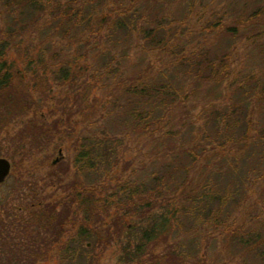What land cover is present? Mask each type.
<instances>
[{
	"label": "trees",
	"instance_id": "obj_1",
	"mask_svg": "<svg viewBox=\"0 0 264 264\" xmlns=\"http://www.w3.org/2000/svg\"><path fill=\"white\" fill-rule=\"evenodd\" d=\"M163 1L186 7L187 14L180 21L166 18L161 0H0L1 121L9 123L11 117L19 120L30 113L24 123L26 136L34 137L35 153L58 139L70 140L75 171L71 180H60L65 200L44 202L33 191L29 205L19 204L7 220L0 216V245L16 249L12 257L0 258V264H9L13 257L26 260L24 264L45 260L53 246L68 261L76 253L71 235L62 240L70 225L79 237H95L106 247L118 242L121 263L204 264L200 242L207 249L223 244L230 251L238 235L240 252L224 251L223 258H229L224 264L233 259L244 264L248 252L264 260V220L259 216L254 226L222 211L226 199L203 174L215 146L204 145L199 155L189 146L203 121L207 125L210 118L217 120L219 112L209 96H217L230 72L229 49L213 54V44L207 42L225 32L236 34L238 28L223 26L216 15L206 25L205 31L211 32L201 31L202 24L196 35L185 24L197 13L196 0ZM257 21L264 31V4L240 19L242 32L248 25L260 30ZM186 35L196 40L192 48ZM34 41L38 43L31 46ZM15 52L16 59L11 57ZM54 92L57 102L52 101ZM198 107L201 112L194 116L192 110ZM112 120L122 134L104 131ZM249 132L247 128L243 137L228 138V146L242 148ZM122 136L135 148L132 161L118 159L115 142ZM217 147L224 149L225 144ZM175 148L190 158L189 166L182 168L179 159L180 168L170 165L163 175H136L142 172L139 166H153L161 154L172 156ZM221 154L232 162L238 159ZM195 164L200 177L193 181L189 171ZM171 166L183 169L181 181H165V175L177 172ZM127 170L131 172L126 181L119 182ZM10 201L1 210L11 211ZM240 206L237 203L233 213ZM18 224L22 237L11 232ZM32 225L36 231L27 230ZM185 243H192L194 250L183 251Z\"/></svg>",
	"mask_w": 264,
	"mask_h": 264
},
{
	"label": "rangeland",
	"instance_id": "obj_2",
	"mask_svg": "<svg viewBox=\"0 0 264 264\" xmlns=\"http://www.w3.org/2000/svg\"><path fill=\"white\" fill-rule=\"evenodd\" d=\"M161 2L166 7V18L180 21L187 14L188 10L186 7L169 6L165 4V1L161 0ZM146 3L149 7L153 4L151 1ZM263 4L264 0H196L195 10L197 13L185 22L186 27H189L196 35H200L197 34L196 30L200 31L202 24L204 27L203 29L201 28V31L203 30L206 35L208 32L210 33L211 30L209 29L205 31L207 29L206 25L213 22L211 19L216 17V15L222 17L223 26L232 27V25H235V28H238L236 29V34L227 35V32H225L222 36H216L211 43L207 42V44H213V54L220 49H229L228 62L230 64V72L227 79L221 84L217 96H209L210 104H214V107L218 110L217 112H219L217 120L214 122L215 117L210 118L207 125H203V121V124H200L202 129L198 128L199 132L195 135L194 141H190L189 146L195 151L196 155H199L200 150L208 143H210L209 148L215 146L212 153L208 155L212 162L208 165L213 166V168L208 166V168L204 169V177L209 178L212 186H214V191H217L220 197L226 199L223 206L224 210L222 211L234 215L238 222H251V225L254 226H257L254 224V219L260 216L261 220H264V31H262L258 21L255 25L261 28L260 30L248 25L242 32L243 26L239 24L240 19L245 18L247 14H252L261 8ZM152 11L155 12V10ZM214 13H216L215 16H213ZM262 18H259V20L263 21ZM3 24L4 21L2 19V23L0 20V26H3ZM187 33L185 31V34ZM185 39L188 45H191V48L196 43L193 35H186ZM31 40L32 37L24 43L29 44ZM37 43L34 41L31 46ZM11 57L16 59L17 53H12ZM56 95L57 93L54 92L53 102L58 101ZM59 100L63 102V97L61 96ZM63 104L65 103L63 102ZM200 112L201 107L194 109V111L192 110L194 116ZM45 115L48 116L47 114ZM30 117V113L19 120L11 117L9 123H5L4 120L1 121L0 118V157L6 158L11 164L9 176L0 185V216L3 220H7L10 215L14 214L13 211L19 204H23V208L29 205L33 199L31 194L33 191L38 193L36 198L44 202L51 201L57 204L65 200L63 192L65 188H63L60 180L63 183L71 180L75 172L72 164L74 149L70 140L58 139L50 146H47V148L38 150L35 153L36 147H33L35 143L34 137L31 138V134L26 136L27 130L24 123ZM247 128L250 129L249 139L242 143V148L228 146L226 142L228 138L237 140L243 137ZM117 129V123L112 120L106 123L104 131H115L118 134H122L121 130ZM122 137L119 138L120 143L119 141L118 143L115 142V151H117L118 159L120 162L128 159L132 161L135 155L133 152L135 148L131 139L126 136ZM163 143H166V141ZM219 144H225L224 149L218 148L217 145ZM152 150V144L147 146L150 157L152 156ZM236 150H238L237 153H235ZM221 152L227 153L226 155L229 156L235 154L238 159L232 162L225 155L223 156ZM160 156L161 158L156 160L153 166L152 163L139 166L143 167L141 169L142 172H138L136 175L141 177L142 175L145 177L146 175L150 177L163 175L166 171L165 169H168L170 165L179 164L180 168L179 159L181 160L182 168L190 165V158L179 148H175L172 156L167 154H161ZM211 156H214L213 158L215 159H212ZM175 160L178 161L175 162ZM199 160L200 158H198L197 162H204V159ZM225 162L227 165H225ZM172 166L170 170L177 172L174 176L165 175V181H168V179L175 182L181 181L183 169L178 170V167ZM130 172L131 170L124 171L123 175L118 177V181L125 182ZM189 172L193 181L200 177L199 168L196 167V164L195 168L190 167ZM48 173L53 177L49 178ZM55 175L60 176V179H55ZM109 182V180L105 182L106 191L108 192L111 190ZM149 185L150 181L148 180V187ZM149 189L146 188L148 191ZM8 200H11V211L6 208L1 210L3 204H7ZM237 203H241L240 207L242 209L238 208V213L235 214L233 211H235L234 207ZM247 213L251 215V219ZM221 215L223 216L222 213ZM78 220L79 217H76L75 221L77 222ZM19 228L20 225L18 224L11 228V232L21 234L23 231ZM33 229H35L34 225L27 228L29 231ZM68 235H71L70 245H73L72 247L76 249V253L68 261L62 259L65 253L60 252L57 246H53L45 260L36 261L33 264H128L123 261L122 263L120 262L119 243L116 241L111 242L106 247L105 243L96 242L95 237L90 239L85 236L79 237L77 228L74 225L68 227L67 234L62 240L68 239L66 238ZM22 236L21 234L20 237ZM240 236H235L232 239L229 245L231 252L227 251L223 244H221V247L211 250V248L207 249L206 245L200 242L201 248L198 251H204V264H224L229 260V258H223L226 251L231 253V255L239 253L241 248L239 244ZM262 236H264V231ZM190 245L185 243L183 251L190 248L194 250L192 243ZM16 246L18 253L20 255L24 254V248ZM15 251L16 249L12 245H0V258H6L7 255L12 257L13 254L11 255V253H15ZM8 261L10 262L9 264H24L26 262V260H20V258L16 257ZM243 261L244 264H264V260L254 252L246 253ZM238 262L239 260L233 259L226 264H238ZM183 264L191 263L184 261Z\"/></svg>",
	"mask_w": 264,
	"mask_h": 264
},
{
	"label": "water",
	"instance_id": "obj_3",
	"mask_svg": "<svg viewBox=\"0 0 264 264\" xmlns=\"http://www.w3.org/2000/svg\"><path fill=\"white\" fill-rule=\"evenodd\" d=\"M10 171V162L6 158L0 157V185L6 181Z\"/></svg>",
	"mask_w": 264,
	"mask_h": 264
}]
</instances>
